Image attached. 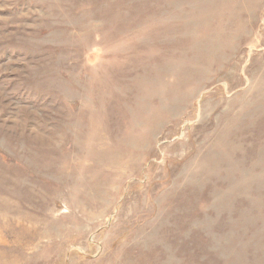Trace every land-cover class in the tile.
<instances>
[{
	"label": "rangeland",
	"instance_id": "obj_1",
	"mask_svg": "<svg viewBox=\"0 0 264 264\" xmlns=\"http://www.w3.org/2000/svg\"><path fill=\"white\" fill-rule=\"evenodd\" d=\"M0 264H264V0H0Z\"/></svg>",
	"mask_w": 264,
	"mask_h": 264
}]
</instances>
